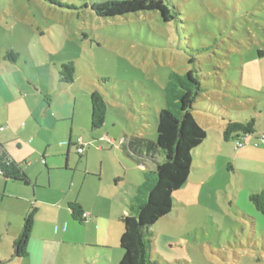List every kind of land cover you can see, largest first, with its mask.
<instances>
[{
	"label": "rangeland",
	"instance_id": "374dc122",
	"mask_svg": "<svg viewBox=\"0 0 264 264\" xmlns=\"http://www.w3.org/2000/svg\"><path fill=\"white\" fill-rule=\"evenodd\" d=\"M104 1L0 0L2 76L34 93L43 89L42 100L54 107L72 105L77 139L91 145L88 153L105 149L94 168L104 160L111 179L107 174L124 170L126 159L106 137L156 142L170 74L195 69L204 91L193 115L207 132L193 152L192 184L198 185L176 193L172 213L152 228L151 261L264 264V216L250 201L264 190V144L258 140L264 134V0H173L182 15L170 23L158 12L100 18L91 5ZM9 51L20 54L16 64L5 60ZM68 63L75 67L73 84L60 83V67ZM94 91L107 103L106 123L95 132ZM228 119L256 121L257 133L245 147L223 138ZM74 158L77 164L86 159L75 150ZM17 206L0 197V264H25L12 260ZM46 248L52 254L62 249L56 243Z\"/></svg>",
	"mask_w": 264,
	"mask_h": 264
},
{
	"label": "crops",
	"instance_id": "0c3cea01",
	"mask_svg": "<svg viewBox=\"0 0 264 264\" xmlns=\"http://www.w3.org/2000/svg\"><path fill=\"white\" fill-rule=\"evenodd\" d=\"M3 74L0 70V127L5 128L0 132V160L19 165L29 179L28 184L0 179V197L18 202L15 218L19 235L23 219L33 205H39L29 255L19 260L25 264H36L38 258L41 261L37 264H120L123 252L116 243L124 232L118 226L122 224L120 219L143 184V171L153 166L148 162L139 164L131 157L128 137L120 143L106 137L108 144H117L126 159L121 163L124 170L107 174L112 175L111 179L106 178L104 160L100 168H94L103 147L88 153V144L83 156L77 154L81 159L85 156V161L77 164L74 107L62 103L54 107L49 100H42L43 89L34 93ZM218 144L219 150L221 141ZM192 175L186 187L198 185L192 184ZM182 189L178 192L184 193ZM71 203H78L89 215L84 224L72 218ZM42 229L44 233L39 232ZM47 243L59 244L62 249L52 254Z\"/></svg>",
	"mask_w": 264,
	"mask_h": 264
},
{
	"label": "trees",
	"instance_id": "16d2710c",
	"mask_svg": "<svg viewBox=\"0 0 264 264\" xmlns=\"http://www.w3.org/2000/svg\"><path fill=\"white\" fill-rule=\"evenodd\" d=\"M91 10L100 18L123 17L141 12H158L165 23L180 20L181 12L173 0H108L94 2ZM20 54L9 51L5 60L16 64ZM193 63V61H190ZM60 82L73 84L76 78L73 63L64 64L59 71ZM202 83L195 69L181 75L173 72L164 89L165 107L157 120V141L134 136L129 140L131 157L139 164L148 162L153 168L143 171V184L128 205V212L120 219L124 226L120 246L123 258L120 264H155L151 261L152 228L174 209L175 194L188 182L193 170V152L207 139V132L193 115L197 98L203 93ZM91 131L101 130L107 119V103L99 91L91 94ZM256 121L228 119L223 136L244 147L247 136L256 135ZM0 179L29 183L24 170L17 164L0 160ZM250 201L264 216V190L250 196ZM72 218L84 224V211L78 203L69 204ZM38 208L34 205L26 215L22 231L13 245L12 260L29 255Z\"/></svg>",
	"mask_w": 264,
	"mask_h": 264
},
{
	"label": "built area",
	"instance_id": "2783aa9c",
	"mask_svg": "<svg viewBox=\"0 0 264 264\" xmlns=\"http://www.w3.org/2000/svg\"><path fill=\"white\" fill-rule=\"evenodd\" d=\"M4 130H5L4 127H0V132H3ZM248 138H249V136H247V137L245 138V142L248 140ZM258 140H262V141H264V135H260V136L258 137ZM240 146H241V145H240ZM240 146H237V147L239 148ZM86 149H87V145L84 143L83 138H82V137L79 138V139L76 141V144H75V150H76L77 154L80 155V156H83V155L85 154V152H86ZM88 216H89L88 214H84V218H85V219H87Z\"/></svg>",
	"mask_w": 264,
	"mask_h": 264
}]
</instances>
